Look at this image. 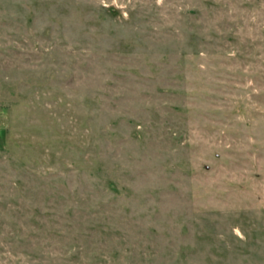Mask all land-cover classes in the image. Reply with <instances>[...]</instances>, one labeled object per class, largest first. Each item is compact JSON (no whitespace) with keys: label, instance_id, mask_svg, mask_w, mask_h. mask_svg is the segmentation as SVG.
Instances as JSON below:
<instances>
[{"label":"rangeland","instance_id":"obj_1","mask_svg":"<svg viewBox=\"0 0 264 264\" xmlns=\"http://www.w3.org/2000/svg\"><path fill=\"white\" fill-rule=\"evenodd\" d=\"M0 264H264V0H0Z\"/></svg>","mask_w":264,"mask_h":264}]
</instances>
